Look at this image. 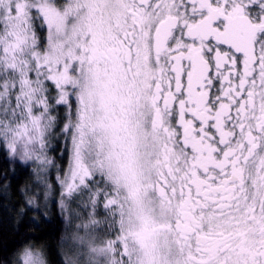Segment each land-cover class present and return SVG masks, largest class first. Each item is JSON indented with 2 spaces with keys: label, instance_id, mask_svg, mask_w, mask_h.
Wrapping results in <instances>:
<instances>
[{
  "label": "snow or ice",
  "instance_id": "obj_1",
  "mask_svg": "<svg viewBox=\"0 0 264 264\" xmlns=\"http://www.w3.org/2000/svg\"><path fill=\"white\" fill-rule=\"evenodd\" d=\"M0 154L62 264H264V0H0Z\"/></svg>",
  "mask_w": 264,
  "mask_h": 264
},
{
  "label": "trees",
  "instance_id": "obj_2",
  "mask_svg": "<svg viewBox=\"0 0 264 264\" xmlns=\"http://www.w3.org/2000/svg\"><path fill=\"white\" fill-rule=\"evenodd\" d=\"M33 181L31 168L0 154V264L24 243L42 249L48 264H62L64 222L59 207L45 201L42 194L29 205L26 193L36 191L31 187Z\"/></svg>",
  "mask_w": 264,
  "mask_h": 264
}]
</instances>
